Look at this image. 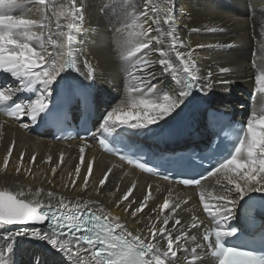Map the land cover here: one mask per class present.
<instances>
[{"label": "snow or ice", "instance_id": "1", "mask_svg": "<svg viewBox=\"0 0 264 264\" xmlns=\"http://www.w3.org/2000/svg\"><path fill=\"white\" fill-rule=\"evenodd\" d=\"M101 7L110 19L111 53L133 83L128 87L127 95L102 114L95 130L88 129V134L81 137L84 143L79 148L76 177L82 180L85 190L90 178L96 179L94 161L85 160V149L90 147L87 141L91 139L101 149L143 172L171 179L183 186L201 188L199 200L213 227L205 226L198 239L192 234L193 230L199 233L204 222L192 214L182 223V214L189 212V208L184 207L188 200L173 199L171 193L163 203L149 208V201L154 199L151 185L137 199L133 196L137 185L132 183L114 202L116 207L123 204L128 216L141 224V229L131 230L125 220L106 210L99 201L72 200L52 191L44 192L42 188L35 192L4 188L0 190V225L18 227H5L0 231V264H15L19 237L42 242L55 250L62 258L59 264H205L204 257L208 254L214 264H264V234L260 235L259 248H248L231 239L238 237L240 232L232 223L237 218L236 209L248 205L253 194L258 195L259 207L264 210V59L260 63L254 59L252 62L255 91L262 94L259 106L251 109L239 124L224 122L221 114L211 113L216 136L222 144L227 137L229 143L223 148L220 144L215 149L210 146L207 157L179 158L182 168L173 177L161 172L160 165L146 159L138 148L125 144L126 137L130 132L141 134L145 129L152 132L150 126L167 122L173 113L179 115L177 110L194 94L205 96L216 83L227 84L229 81L214 82L211 70L200 74L193 57L194 50L176 30L175 0H143L142 4L134 0H108ZM85 12L86 4L77 0L66 3L0 0V73L14 81V84L0 85V112L19 121L22 128L28 129L38 123H63L67 101L60 103L62 85L83 87L76 83L73 73L84 80L94 79L96 69L87 59L81 61L86 71H81L77 63L82 55L78 49V34L82 31ZM162 24L168 26L167 31L162 29ZM218 30L222 31L206 29L209 32ZM261 35L264 36V28ZM261 43V51H264V40ZM197 47L226 48L232 45L200 44ZM183 48L187 51H181ZM255 52L254 49L253 57ZM156 65L159 72L155 70ZM218 72L227 74L230 68L219 67ZM164 75L174 81L171 89H161L154 83ZM20 93L31 95L19 99ZM125 107H128L127 111ZM13 146L14 142L7 148L8 157L12 156ZM23 157L20 153L21 162ZM197 159H207L209 167L197 173ZM30 160L35 162V155ZM48 160H51L50 156ZM59 160L64 161L63 154ZM3 164L7 168L9 160L6 158ZM16 171L19 172L20 167ZM52 172L54 174L56 169ZM110 175H114L112 168L102 172L96 181L98 193L110 182ZM208 178H215L216 185L220 186L214 195L208 194L214 203L206 199L202 186V181ZM75 185L73 179L72 186ZM145 208L148 212H144ZM141 213L143 218L138 215ZM30 264L46 262L37 252Z\"/></svg>", "mask_w": 264, "mask_h": 264}, {"label": "bare ground", "instance_id": "2", "mask_svg": "<svg viewBox=\"0 0 264 264\" xmlns=\"http://www.w3.org/2000/svg\"><path fill=\"white\" fill-rule=\"evenodd\" d=\"M57 2L66 3L67 0H57ZM77 2L86 4L82 31L78 34V49L82 55L77 63L81 71H86L81 61L87 59L96 69L94 79L86 81L92 89L98 92V95H93L94 106L96 116L101 117L106 110L118 104L127 95V89L133 81L111 53L113 39L110 19L101 7L107 4L108 0H77ZM134 2L142 4L143 0H134ZM174 17L180 38L194 50L193 57L197 60L200 74L204 75L211 70L214 82L220 79L229 81L227 84L216 83L209 93L202 96L203 99L208 103L213 102L214 111L228 114L236 112L238 120L243 122L250 110L257 108L262 101V94L255 91L253 79L255 70L252 62L254 59L256 63H260L264 59V51H261V41L264 40V36L261 35L262 28H264V0H175ZM161 27L165 31L168 30L167 25L162 24ZM193 28L200 29V31H191ZM207 28H217L222 31L209 32L206 31ZM53 31L55 32L54 25ZM200 44H230L232 47L198 48L197 45ZM254 49L256 50L255 57H253ZM181 51H187V49L183 48ZM152 58L156 59V56L153 55ZM219 67H228L230 72L222 75L218 72ZM155 70L160 71L158 65L155 66ZM154 83H158L161 89H171L174 81L164 75L159 76L158 81ZM3 84H14V81L7 74L0 73V85ZM30 95L20 93L19 99H26ZM96 105L99 107L98 110ZM77 107L78 103H75L72 110ZM127 110L128 107H125V111ZM177 112L179 115L173 113L167 118V122L161 121L157 125L150 126L153 129L152 132L145 129L141 134L130 132L128 135L143 142L149 137L162 135L163 132L174 127H182L183 130L195 126L201 127L202 131L205 130L204 113L202 115L197 110L196 103L194 108L188 110L185 102V105H182ZM50 136L46 123L30 125L28 129H24L19 121L0 112V190L4 188L25 191L31 189L35 192L42 188L44 192L52 191L58 196L72 200L99 201L106 210L125 220L131 230L141 229V224H137L134 218L128 216L123 210V204L116 207L114 202L132 183L137 185V188L133 190V196L137 199L145 194L148 185H151L154 199L149 201V208L153 204L158 206L163 203V199L171 193L173 199L188 200V204L184 207L189 208V212L182 214V223L185 219H190L192 214L197 215L204 222L200 226L199 233L193 230L192 234H196L198 239L202 236L205 226L213 227L210 217L203 211V205L199 200L201 188L185 189L174 183L148 177L125 163L101 153L98 145L92 140L87 141L90 147L85 149V160L94 161L93 175L96 179L90 178L89 187L85 190L82 180L75 175V168L79 164V148L84 141L54 142ZM191 140L192 137L183 131V136L175 144L177 148L170 150L174 152L186 149ZM203 140L206 142L210 139L204 138ZM13 142L12 156L8 157L7 148L13 145ZM20 153L24 154L22 162L19 159ZM61 154L64 156L62 163L59 160ZM33 155L36 157L35 162L30 160ZM6 158L9 160L7 168L3 164ZM17 167H20L19 172L16 171ZM53 168L56 169L54 174ZM107 168H112L114 175H110V182L106 183L98 193L96 181ZM83 175L84 171L81 166L80 176ZM73 179L76 181L75 187L72 186ZM202 186L206 192V199L214 203L211 195L208 194L214 195L220 190V186L215 183V178H208ZM254 197L258 195L253 194ZM240 210L241 207L236 209V217ZM144 212H148V208H145ZM138 215L143 218V213ZM235 221L232 223L234 224ZM5 227L15 229L18 226L0 225V231ZM37 252L46 264H59L62 259L59 253L42 242L19 237L16 241L15 264H30L33 255ZM204 262L214 264L210 254L204 257Z\"/></svg>", "mask_w": 264, "mask_h": 264}, {"label": "water", "instance_id": "3", "mask_svg": "<svg viewBox=\"0 0 264 264\" xmlns=\"http://www.w3.org/2000/svg\"><path fill=\"white\" fill-rule=\"evenodd\" d=\"M206 115H207V111L204 112L205 119H206ZM180 128L182 129V127H180ZM182 131L186 132L191 137H193L197 133H201L202 132L200 127L198 128V127H195V126H192L189 129H183ZM41 227H43V226H41Z\"/></svg>", "mask_w": 264, "mask_h": 264}, {"label": "rangeland", "instance_id": "4", "mask_svg": "<svg viewBox=\"0 0 264 264\" xmlns=\"http://www.w3.org/2000/svg\"><path fill=\"white\" fill-rule=\"evenodd\" d=\"M251 38H253V37H251ZM86 81V80H85ZM95 95H98V92L97 91H95ZM211 103H213V102H211ZM96 107H97V105H96ZM99 109V107H97V110ZM193 139V138H192ZM13 227V226H12Z\"/></svg>", "mask_w": 264, "mask_h": 264}]
</instances>
